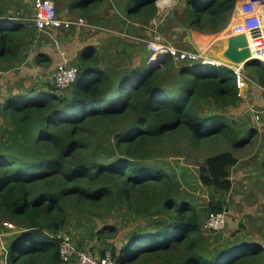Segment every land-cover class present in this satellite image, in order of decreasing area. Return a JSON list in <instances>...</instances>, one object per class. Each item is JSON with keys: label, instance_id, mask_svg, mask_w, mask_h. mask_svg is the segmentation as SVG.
<instances>
[{"label": "trees", "instance_id": "1", "mask_svg": "<svg viewBox=\"0 0 264 264\" xmlns=\"http://www.w3.org/2000/svg\"><path fill=\"white\" fill-rule=\"evenodd\" d=\"M102 1L74 0L70 8L92 17ZM236 4L186 0L176 11L184 12L182 25L218 33L230 24ZM11 9L0 3L4 69L16 68L34 36ZM146 11L156 14V0L145 1L135 16ZM52 62L44 53L36 57L40 66ZM77 65L79 76L66 93L53 83L50 91L11 92L0 102V219L17 227L7 242L9 264H62L55 235L69 227L73 214L82 226L86 218V232L106 246L119 228L91 222L122 209L146 224L120 248L108 243L116 264H264L262 244L204 230L210 212L226 208L217 200L202 209L191 193L196 181L229 193L235 154L208 156L195 176L164 152L168 139L186 138L193 148L212 137L229 139L235 148L243 144L244 134L223 114L240 100L233 69L169 56L158 68L103 70L93 46L81 51ZM245 71L264 88L261 62L252 60ZM206 103L211 112L203 111ZM247 133L249 143L258 130ZM85 240L77 244L89 250Z\"/></svg>", "mask_w": 264, "mask_h": 264}, {"label": "rangeland", "instance_id": "2", "mask_svg": "<svg viewBox=\"0 0 264 264\" xmlns=\"http://www.w3.org/2000/svg\"><path fill=\"white\" fill-rule=\"evenodd\" d=\"M117 1L120 3L126 2L125 0ZM161 1L162 0H156V3H160ZM0 3L6 7H13L14 9H11V13H19V17H22V20L32 28L34 33V36L28 39L29 43L31 44L22 53L23 60L16 65V68H0V102L2 103L5 99V96L11 92L17 93L19 91L27 92L30 90H52V86H54L52 73L56 64H54L53 61L51 66L48 68L40 66L36 63L37 55L39 53H44L48 56H51L50 54L53 52V50L59 51L62 49V46L67 48L69 45L76 44V40H81L84 42L86 36L91 37L96 33L86 30L93 29L90 27H74L71 29L59 30L57 33H55L56 37L54 38L56 40H54L48 34L38 31L35 27L32 20V0H27V3L26 0H16V3L14 0H0ZM56 6L58 14L63 18H67V16H63L61 14V7L64 6H61L57 3ZM170 11H168L166 19H169ZM176 13L177 11L174 12V14ZM103 14L104 11L100 12V10H96L94 16L90 17V14H81L83 15L81 16L75 11L72 19L84 17L88 22L95 25L98 24L96 21V15L97 17H100ZM148 15L150 16L149 12L146 11L139 14V16H134V18L138 17V19L141 18L142 20L146 19V16ZM235 19L232 20L230 25H228L229 27L221 32L214 33V35H218L219 39L221 40L226 39L230 32L228 29L232 27L233 29H236L238 27L237 24H234ZM226 30L228 31L224 33ZM125 32L128 33L127 35L132 34L129 31ZM35 33L37 34V37ZM127 35L122 36L116 34L115 37L117 38L115 46L119 44H129V42L134 40L141 42V44L143 42V44L146 46V41L150 39L140 40L139 37L132 35V37H135L132 38L128 37ZM175 43L176 47L183 49L179 43ZM179 62L182 63V61ZM247 76L251 79L249 85L256 88L255 93L252 94V99H248L249 101L242 100L243 102H239L237 106L229 107L223 111V114L226 115L230 121H235L234 126L237 128L238 132L241 133V135L244 134L242 137V141L244 142L240 147H233L231 140L229 139H218L217 137H212L213 139L209 143H203L202 146L193 148L186 138H178L174 141H171L170 139L164 141L166 147L164 152L170 156L167 158L176 159L182 162L185 166H190L193 168L195 176L197 175L198 168L204 164L208 156L220 153L222 151H231L234 153L238 158V162L229 168L230 177L233 181V188L229 193L215 192L211 188L209 189L200 185L198 181L195 182L191 193L193 198L198 201V204L202 209H208L210 202L220 200L224 203L225 208L229 211V221L226 228L223 231L217 232L216 234L219 236H230L235 234L237 239H242L244 237L248 240L256 242L258 241L257 243H260L262 246H264V166L260 156L262 155L261 150H263L262 148L264 145V98L260 100V104L257 103L260 88L253 80L252 76L249 74ZM66 90L67 89H57L56 91L66 93ZM260 92L263 93L264 96V91L260 90ZM201 107L203 108L204 112H211L213 105L206 103ZM253 113H258L260 119L254 120L252 118ZM252 128L258 130V135L253 137V139L248 143L246 141H248L247 139L250 138V135L247 137V132L252 130ZM244 207L248 208L246 209V213ZM258 211L262 212L261 216L259 217L257 216ZM79 218L80 217L73 214L69 227L64 230L65 232L70 233L74 237L75 241H79V235H82L81 233L86 230L84 226L90 225V223L86 224V222H89L86 218H84V225H80L78 222ZM6 222H8L6 219H0V239L7 244L10 238H12L13 234L17 232V227H15V225L13 228H11L5 225ZM231 222H235V225H232ZM91 224H93V226L96 224L95 227H98L99 229L105 224H114L119 228L118 237L115 239H108L106 245L107 247L104 245V242L101 243L98 250L93 248L90 249L93 251V253L100 254L103 250L112 249L111 247H108L109 242L112 243V246L116 245V247L120 248L124 242H128L129 235L134 231L139 232V229L142 228L146 222L143 219H136L135 217H132L129 212H127L125 209H122L117 213L107 216L103 221L96 219L94 222H91ZM204 230L212 232L211 230L207 229L205 225ZM0 251V264H9L8 248L5 250L0 249Z\"/></svg>", "mask_w": 264, "mask_h": 264}, {"label": "crops", "instance_id": "3", "mask_svg": "<svg viewBox=\"0 0 264 264\" xmlns=\"http://www.w3.org/2000/svg\"><path fill=\"white\" fill-rule=\"evenodd\" d=\"M16 3V0H14ZM57 4L64 6L61 7V14L67 16L66 19H72L75 12L71 11L73 8H70L74 0H54ZM82 0H78L80 3ZM110 1V2H109ZM126 2L120 3L117 0H103L102 3L98 6L97 10L100 12L104 11V14L100 17L96 15V21L98 26L95 29H86L89 32L96 33L94 36H86V39L83 41L76 40V44L69 45L67 48L62 46L61 50H53L50 54L51 58L54 61V64H59L60 62L67 61L72 64L80 63V54L81 51L87 46H93L96 53L99 54L100 65L103 70H117L121 71L123 69H128L131 67H138L142 65H150L149 57L151 55L150 51L146 48L145 44H141L138 41L129 42V44H119L115 46L116 38L115 35L125 36L129 31L130 35L128 37L136 36L140 40L151 39L155 34L159 33L166 36L172 44L179 43L184 50L188 51H200L201 42H210L212 33H203L194 30L192 27L182 25L178 18L181 21H185L184 12H177L175 14V19L169 15V19H166V15L170 9L180 7L179 0H162L160 3H156L157 12L155 15L146 16V19L134 18L135 12L145 1L147 0H125ZM244 0H237V3H242ZM27 3V0H26ZM186 5V0H183L181 3V8H184ZM33 7V0H32ZM125 7V8H124ZM13 8V7H12ZM14 9V8H13ZM12 11V10H10ZM176 12V11H175ZM100 14V13H99ZM139 16V15H138ZM19 17V13L15 14V18ZM75 19V18H74ZM95 21V22H96ZM173 21V22H172ZM232 20L230 21V23ZM237 19H235L234 24H237ZM185 27L190 28L191 35L189 36ZM231 32V28L228 29ZM228 30L224 31L227 32ZM235 30V29H234ZM240 32L239 29H237ZM56 31L55 33H57ZM229 32V34H230ZM223 33V36H224ZM135 38V37H132ZM138 39V38H137ZM249 39V38H248ZM208 51L205 52L208 54L210 60L216 61L215 64H218L219 58L224 61L227 58H223L224 47H226L225 39H217L214 42L210 43ZM57 49V48H56ZM181 49V48H180ZM220 63V62H219ZM248 75V74H247ZM259 87V84H257ZM251 87V88H250ZM260 88V87H259ZM258 88V89H259ZM252 90V92H251ZM259 97L257 98V103L260 104V100L264 98L263 93L260 92ZM256 88L254 86L248 85V88L245 90V97L240 98L238 103L232 107H235L242 100H251L252 94H254ZM248 100V101H249ZM264 100V99H263ZM248 103V102H247ZM264 181V179H263ZM246 207H244L245 213ZM248 214V213H247ZM262 212L258 211L257 216H261ZM232 225H235V222H231ZM84 230L82 235H79V241L81 239H86L87 249L98 250L100 248L101 242L95 236L89 235V232ZM65 232V231H63ZM70 234V233H69ZM74 238V237H73ZM78 242V240H76ZM258 242V241H257ZM7 244L0 239V249H6ZM1 252V251H0ZM98 254V253H97ZM1 255V253H0ZM99 255V254H98Z\"/></svg>", "mask_w": 264, "mask_h": 264}, {"label": "built area", "instance_id": "4", "mask_svg": "<svg viewBox=\"0 0 264 264\" xmlns=\"http://www.w3.org/2000/svg\"><path fill=\"white\" fill-rule=\"evenodd\" d=\"M235 18L238 21V27L235 30L232 27L230 34H246L247 38H249V48L253 53V58L264 65V0H244L242 3H237L231 20ZM15 19H22V17ZM32 20L38 31L48 34L54 40H56L54 38L56 37L55 32L59 30L74 27H90L93 29L98 27L88 22L84 17H77L76 19L61 17L58 14L54 0H33ZM217 39H219V36L212 33L210 42H201L202 50L197 52L180 49L175 44H172L166 36L157 33L146 41V47L151 53L148 60L149 64L152 68H158L162 65L163 60L169 56L173 57L177 62L188 60L215 64L214 61L212 62L206 56L205 52L210 47V43ZM231 68L236 75L238 97L244 98L246 96L245 90L248 88L251 79L247 76L244 69L234 66ZM79 73V65L63 61L56 66L52 73L53 82L58 89H67L76 81ZM259 87L264 91V88L260 85ZM252 118L259 120L260 116L258 113H253ZM228 218L229 211L227 209L220 212H210L206 219L205 227L214 232L223 231L228 224ZM5 225L11 228L14 227L9 222H6ZM55 237L59 239V253L62 264H116V260L110 249L106 250L103 255H98L80 248L72 235L67 232L61 231Z\"/></svg>", "mask_w": 264, "mask_h": 264}, {"label": "water", "instance_id": "5", "mask_svg": "<svg viewBox=\"0 0 264 264\" xmlns=\"http://www.w3.org/2000/svg\"><path fill=\"white\" fill-rule=\"evenodd\" d=\"M180 4L183 0H179ZM175 8L171 9L170 16L175 19ZM188 35H191V30L188 27L184 28ZM226 47H224L223 58H227V60H223L219 58V62L217 65L223 64L226 66L237 67L245 70L246 64L254 60L253 56L250 55L251 50L249 48V42L246 34H238L233 35L229 34L226 37ZM202 50V49H200ZM208 56V54H206ZM209 57V56H208ZM165 60V59H164ZM163 60V62H164ZM216 63V61H214Z\"/></svg>", "mask_w": 264, "mask_h": 264}, {"label": "bare ground", "instance_id": "6", "mask_svg": "<svg viewBox=\"0 0 264 264\" xmlns=\"http://www.w3.org/2000/svg\"><path fill=\"white\" fill-rule=\"evenodd\" d=\"M207 52V51H206ZM251 56H253V53L251 52V54H250ZM156 61H160V60H156ZM154 63H155V60H154Z\"/></svg>", "mask_w": 264, "mask_h": 264}]
</instances>
